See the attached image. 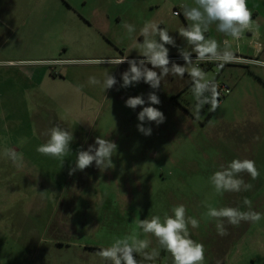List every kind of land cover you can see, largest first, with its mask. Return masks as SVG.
Masks as SVG:
<instances>
[{
	"label": "rangeland",
	"instance_id": "1",
	"mask_svg": "<svg viewBox=\"0 0 264 264\" xmlns=\"http://www.w3.org/2000/svg\"><path fill=\"white\" fill-rule=\"evenodd\" d=\"M184 4L194 6V0H0V264H105L97 249L126 235L131 242L137 233L151 241L146 250L159 252L154 264H172L156 238L138 229L139 220L163 219L182 204L187 216L199 220L198 228L189 225L191 238L214 249L220 235L216 221L205 215L206 204L248 211L247 197L253 211L264 213V0H247L254 24L241 39L217 32L215 25L206 33L221 49L248 61L225 63L222 70L200 66L231 90L215 112L205 105L198 119L187 73L169 74L159 89L143 79L125 88L127 63L91 62L141 59L136 42L143 41L140 30L149 21L167 28L178 47H188L178 31L190 21L173 15ZM92 14L104 21L99 33L84 24ZM125 23L135 27L131 36ZM166 47L171 61L185 64L178 47ZM67 66L79 79L68 74L61 80ZM105 71L116 78L113 88L88 83L90 76L103 80ZM71 83L94 99L84 98L81 105L68 96L57 109L40 93L71 94ZM150 92L161 101L151 105L165 116L159 125L138 119L141 106L126 105L129 97L142 95L143 107L149 106ZM141 123L151 135L138 131ZM56 125L73 134L63 161L36 150ZM99 136L118 146L114 167L103 170L93 162L69 175L77 152ZM5 149L22 156L20 167L5 157ZM233 159L254 160L259 176L241 173L250 190L218 194L210 177ZM224 224L239 240H227L229 264H264V219L242 221L237 230ZM209 260L206 256L204 264Z\"/></svg>",
	"mask_w": 264,
	"mask_h": 264
},
{
	"label": "clouds",
	"instance_id": "2",
	"mask_svg": "<svg viewBox=\"0 0 264 264\" xmlns=\"http://www.w3.org/2000/svg\"><path fill=\"white\" fill-rule=\"evenodd\" d=\"M183 15L190 21L187 27L179 29L178 34L186 42L188 47H178L172 35L167 28H161L154 22H146L140 30V35L144 37L142 42L137 41L136 46L139 49L141 59L121 58L116 60H95L92 63H114L120 65L127 63L128 70L122 73L123 85L127 88L133 82H139L141 79L154 89H159L161 80L169 74L183 78L185 73L191 80L190 91L196 101V118L205 105H210L209 111L215 112L220 106L219 85L214 78H209L208 74L199 66L205 62H217L218 68L222 69L225 63L232 62L234 54L227 48L221 49L219 42L206 36L215 25L216 31L239 40L243 37L245 31L251 30L254 21L252 12L247 7V0H194V6L188 4L182 5ZM127 33L131 36L135 32V27L131 24H124ZM159 39H156V37ZM178 47V54L184 60L185 64L180 65L170 60L169 48ZM191 49L190 51L188 49ZM195 54V59H192ZM151 65L149 68L147 65ZM171 64V68H169ZM159 69V72L156 71ZM88 83L93 86H99L103 91L113 88L117 83L114 75L105 71L104 79L100 80L95 76H90ZM81 87L76 90L81 91ZM207 93V95H206ZM149 106L143 107L145 100L142 95L129 97L126 105L135 109L141 106L138 119L141 122H155L157 125L165 121V116L157 107L161 103L159 97L154 93L148 94ZM139 132L145 136L151 135V129H145L143 123L137 125ZM48 140L37 147V151L45 156L54 157L61 161L71 151L70 145L73 141V134L69 130L53 126L48 132ZM24 141H21L23 143ZM117 144L108 139L97 137L94 144L89 145L87 150H79L76 154L75 166L70 169L69 175L77 170L83 171L86 168L95 165L99 169L113 168V153L117 151ZM4 155L11 162L20 167L22 156L14 150L5 149ZM222 170L214 172L210 177V183L215 192L223 194L225 192H240L242 189L248 191L252 188L251 184H246L241 173H247L255 180L259 176V171L255 166V161L251 159H233L227 166H221ZM243 204L247 206L248 211H241L238 207H207L206 217L216 221L217 233L220 236L228 235L224 221L228 224L238 227L242 221L258 223L264 219V213L252 210V201L245 197ZM171 215L165 214L163 219L156 215L150 219L146 218L137 222V227L145 234L154 236L161 248L170 253L172 264H204L205 247L203 243L196 242L190 236L189 225L192 228L199 227V220L186 215L187 209L184 205H175L171 209ZM151 241L148 239H139L138 233L135 238L126 235L121 238H115L111 246L101 248L96 254L104 261H111L112 264H142L143 261H155L159 252L152 249L146 251ZM137 255L142 260L137 259Z\"/></svg>",
	"mask_w": 264,
	"mask_h": 264
},
{
	"label": "crops",
	"instance_id": "3",
	"mask_svg": "<svg viewBox=\"0 0 264 264\" xmlns=\"http://www.w3.org/2000/svg\"><path fill=\"white\" fill-rule=\"evenodd\" d=\"M99 17H100L99 15L92 14L90 17H86L84 19V24H86L87 27L89 29H91L93 32L99 33L101 28H102V25L104 23L103 19H100ZM113 60H116V59H113ZM56 61H58V60H56ZM63 71H64L63 74H65V76H63L61 78L62 81H65V82L67 81L68 74H70V78H72V79H79V74L74 72L73 68L67 66V67H64ZM36 82H38V81H36ZM71 85H73V87L75 86L74 91L71 94L66 93V92L63 93V92L52 91V90L42 91V89L40 90V93H41V95H43L44 99H47V101H50L52 104H54L55 107H57V109L62 108L61 106H59V102L60 103L65 102V100H63L62 98L67 99L68 96L76 98L81 105L84 101V98H87L89 100L94 99V97L91 94L85 93L82 88H81V91H77L76 89L78 87L74 83H71ZM38 86L40 87L41 85H38ZM41 109H43L42 112L45 111V107H42ZM50 111H52V109H50L48 106L45 112L48 113ZM42 128L46 129L44 126V122L42 124ZM238 228H239V226L236 227L235 230H237ZM228 239L230 240L231 244L238 243V241H239L238 235L228 234L226 236H220L218 238V241H219L218 246H216V247L214 246L215 247L214 249H212V248L205 249V257L207 256V257L213 258V260L212 261L209 260V262L207 264H229V259H228L229 251L226 250L228 247L227 246V240ZM222 242H223V244H222ZM224 243L226 245H224Z\"/></svg>",
	"mask_w": 264,
	"mask_h": 264
},
{
	"label": "built area",
	"instance_id": "4",
	"mask_svg": "<svg viewBox=\"0 0 264 264\" xmlns=\"http://www.w3.org/2000/svg\"><path fill=\"white\" fill-rule=\"evenodd\" d=\"M173 15L174 16H182L183 15L182 6L175 8L173 10ZM234 61H248V59L235 56V59L232 62H234ZM201 65H203L206 68H210V66H215L217 68V70H222L224 68V67L222 69L218 68L217 62H205V63H201L199 66H201ZM217 77H218V75H216L215 82L219 85V88H218V91L220 92L219 100L221 101L230 93L231 89L227 85H225L224 83H221L220 81H218Z\"/></svg>",
	"mask_w": 264,
	"mask_h": 264
},
{
	"label": "trees",
	"instance_id": "5",
	"mask_svg": "<svg viewBox=\"0 0 264 264\" xmlns=\"http://www.w3.org/2000/svg\"><path fill=\"white\" fill-rule=\"evenodd\" d=\"M97 250L99 251L100 249H97ZM146 251H148V250H146ZM148 252H150V251H148ZM137 259L142 260V257L140 255H137ZM154 263H155V261L154 262L153 261H143L142 262V264H154ZM105 264H112V262L107 261V262H105Z\"/></svg>",
	"mask_w": 264,
	"mask_h": 264
}]
</instances>
